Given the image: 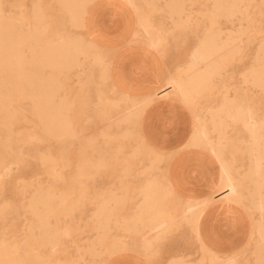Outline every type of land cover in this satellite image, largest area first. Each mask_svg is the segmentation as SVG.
Listing matches in <instances>:
<instances>
[{
    "label": "rangeland",
    "instance_id": "obj_1",
    "mask_svg": "<svg viewBox=\"0 0 264 264\" xmlns=\"http://www.w3.org/2000/svg\"><path fill=\"white\" fill-rule=\"evenodd\" d=\"M125 1L137 16L134 41L143 44L145 54L156 51L162 61L165 78L159 96L171 97L175 85L183 82L197 47L211 49L210 73L179 100L194 121L187 145L194 148L191 138L204 134V151L227 167L231 195L219 192L220 198L248 213V242L227 256L200 242L188 221L193 201L178 200L166 177L169 156L149 146L140 133V117L150 99L115 89L108 74L110 52L91 43L83 28L73 27L55 0H0L2 16L18 18L17 28L24 32L36 27L38 11L44 34L30 43L32 50L48 40L82 39L90 48L73 68L40 71L58 82L55 99L68 106L69 135L51 137L32 101L17 97L14 85L8 87L13 99L3 106L6 113H0V264H102L121 250L137 252L149 264H264V188L261 207L255 208L250 197L254 184L245 176L250 135H260L264 142V0ZM218 1L225 2V10L215 8ZM175 4L177 12L171 9ZM3 116L11 118L6 126ZM151 183L167 189L154 205L164 215L162 224L137 221L127 229L123 223L136 219ZM37 191L57 210L46 217V227L37 226L28 207ZM105 205L109 209L101 210ZM196 205L201 214L203 205ZM42 232L53 236L52 244L43 242Z\"/></svg>",
    "mask_w": 264,
    "mask_h": 264
},
{
    "label": "crops",
    "instance_id": "obj_2",
    "mask_svg": "<svg viewBox=\"0 0 264 264\" xmlns=\"http://www.w3.org/2000/svg\"><path fill=\"white\" fill-rule=\"evenodd\" d=\"M84 13L83 35L112 54L108 74L115 89L131 98L150 99L140 117V133L149 146L169 156L166 177L174 196L203 205L196 224L200 242L219 256L237 254L251 234L250 217L242 205L220 198L219 172L209 153L187 145L194 128L187 107L172 97L159 96L164 67L156 51L145 54L143 44L134 41V10L122 0H92ZM102 264L149 262L137 252L121 250Z\"/></svg>",
    "mask_w": 264,
    "mask_h": 264
},
{
    "label": "bare ground",
    "instance_id": "obj_3",
    "mask_svg": "<svg viewBox=\"0 0 264 264\" xmlns=\"http://www.w3.org/2000/svg\"><path fill=\"white\" fill-rule=\"evenodd\" d=\"M91 1L55 0L66 12L70 24L77 28L84 27L83 15L85 14L86 5L90 4ZM122 1L127 5L125 0ZM226 6L225 2L222 1H218L215 4V8L219 10H225ZM171 9L173 12H177L180 7L175 4L172 5ZM34 13L37 20L36 27L31 31L24 32L17 28V23L20 21L18 18L11 16L4 18L0 12V113H6V110L4 112L3 106L5 107V104L10 101L9 99H13V94L10 93L8 87L12 88L15 86L14 89L16 91H14V94L17 97H25L32 101L35 115L43 130L51 137L57 139L63 135L70 134V126L65 118V109L67 110L68 106L63 100L55 99L56 92L59 89L58 82L52 77H42L40 71L44 67L57 70L73 68L78 65L77 57L79 55L86 56L90 48L86 46L82 39L76 41L63 40L58 43L48 40L46 45L40 50H32L30 43L38 40L39 36L44 34V23L41 20V16L38 11H34ZM177 18L179 17L177 16ZM26 49L30 51L29 55H25ZM213 56L208 45L197 47L191 55L189 65L184 73L185 78L183 82L175 85L171 97L177 101L182 100L189 96L188 91L197 89L199 82L204 80L205 76L210 73L213 67ZM97 63H100L99 60ZM6 88L9 90V92L6 91L7 94L10 93L8 95L12 97L8 98L6 92L3 90H7ZM135 112L136 110L134 109L130 111L131 114ZM10 120L11 118H4L2 124L6 126ZM245 128L248 130H256V128L248 125ZM260 129H263V127ZM190 143L195 148V151H204L207 147L204 134L193 136ZM246 151L250 164L245 176L251 179L254 184L250 197L253 206L260 208L262 199L261 190L264 188V142L260 141V135H250V141L247 143ZM195 156V158H199V155L196 154ZM210 156L218 168L219 192L229 198L231 192L228 190L230 178L227 174V167L221 164L214 154ZM40 192L37 191L36 195L29 202L28 207L37 218V226L46 227L48 226L46 217L57 210L47 205V196L43 197ZM166 193L167 189L156 188L155 183L149 184L145 189L143 204L139 207L136 219L124 222L123 225L127 229H133L138 221L140 224L147 226H160L164 215L159 210L156 211L157 208L154 205L162 200ZM108 209L106 205L101 208L103 211ZM188 213V221L196 229V224L200 216L196 201L189 204ZM46 234L47 232H42L40 235L41 239L46 244H52L53 236H47ZM261 244L260 249L264 248V243L262 242Z\"/></svg>",
    "mask_w": 264,
    "mask_h": 264
}]
</instances>
